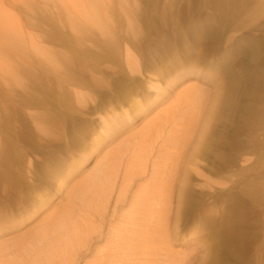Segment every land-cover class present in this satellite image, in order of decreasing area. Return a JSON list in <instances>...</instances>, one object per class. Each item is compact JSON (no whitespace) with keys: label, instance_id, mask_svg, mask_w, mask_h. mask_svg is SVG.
Returning <instances> with one entry per match:
<instances>
[{"label":"bare ground","instance_id":"1","mask_svg":"<svg viewBox=\"0 0 264 264\" xmlns=\"http://www.w3.org/2000/svg\"><path fill=\"white\" fill-rule=\"evenodd\" d=\"M41 1L44 8L52 5L65 10L71 33L39 35L41 40H38L34 34H26L20 22L12 21V11L0 6V83L11 93L10 99L4 91L1 90L0 94V164L9 165L13 160L12 148L15 146L9 142L13 132L7 135V129L18 114L23 117L24 126L30 133L36 129L51 135L54 134L50 130L52 125L60 129L64 124L65 120L60 122L68 116L71 100L87 107L90 102H95V92H99L96 93L99 96L108 95L111 88L105 85L114 84L126 100L130 97L132 105L140 108L139 112L146 120L130 134L131 130L120 129L132 120L126 110L118 112L112 107L106 115H99V133L111 138L114 147L107 150L93 171L67 193L68 204L62 214L43 220L31 233L0 242V264H189V247L181 250L173 244L179 235L178 229L185 228L191 219L189 199L192 195L188 174L191 168L196 169L200 160L206 161L209 153H213V159L218 161L216 164L221 161L220 146L214 140L219 120L226 121L227 114L241 118L242 113L253 114L254 111L252 103H246L244 108L237 103L236 91L239 92L243 82L236 78L232 83L225 82L227 77L224 80L217 78L214 90L208 93L204 87L193 84L172 93L176 90L175 83H188L192 80L190 77L200 74L198 63L205 62L206 58L202 50L212 52L220 46L224 34L219 22L217 25L209 23L210 28L205 24L201 29L198 19H189V38L194 39L200 51H193L190 59L182 61L181 57L172 54L177 51L186 53L187 49H182L184 43L179 44L180 40L176 41L179 35L176 38L170 35L172 30H167L168 36L161 40L158 50L149 48L154 45L149 44L147 32L142 31L145 26L141 27L140 23L152 16L139 17L143 10L137 12L138 1H133L132 5L126 0L115 1L118 10L126 16L125 21L115 15L114 5L106 0H60L66 6H60L57 0H34L33 4L30 0L18 2L28 7L27 12H33L41 8ZM230 1L211 0L210 4L224 11L236 9ZM196 5L189 4V10ZM167 6L178 8L179 3H168ZM263 8L264 3L260 6ZM172 15L167 8L159 18L168 22ZM210 19L205 18L208 22ZM119 21L127 23L130 31H126L123 37L116 34ZM158 29L159 26L155 32L164 37L166 30L163 34ZM57 30L59 27L55 26L53 31ZM209 34L215 36L208 39ZM242 39L240 36L235 38L232 46L225 49L227 53L221 55L225 58L241 46L240 58L235 55L236 58L224 59L223 63L220 61L214 66L229 78L235 74V68H231L236 62L253 69L242 78L250 88L245 90L244 96L249 97L258 91L255 85L258 78L264 77V69L251 66L248 61V57L259 55L258 45L247 47ZM92 40L105 55L82 47L84 42ZM260 40L264 41V38ZM46 41H51L54 46L61 45L62 49L48 48L42 43ZM244 55L248 56L247 60ZM34 56L38 57L34 59ZM142 59L146 62L144 65ZM122 60L124 69L114 70L111 62ZM99 64L105 69L97 67ZM174 64L178 65L175 71L180 73L169 78L162 90L156 78L174 74ZM245 66L242 67L247 69ZM107 70H113L110 78L105 75ZM142 77L148 79L143 86L139 84ZM222 83L223 86L226 84L225 90ZM150 89L157 90V98L148 103L151 107L157 104L160 95L165 94L162 102L151 110L145 109L147 100L135 99L142 91L148 93ZM243 99L240 98V104ZM122 101H119V107L124 105ZM261 115L260 119L264 121V115ZM118 117L125 123H121ZM230 156L235 163L237 153L233 151ZM219 172L221 169L217 168L214 175ZM215 192L211 193L220 196L224 190L219 188ZM253 201L256 205L251 208L236 206L226 214L220 213L218 230L212 238L195 239V247L204 248L202 261L206 264H236L232 258L247 255L245 248L252 246L254 241L249 230L255 233L260 228L257 226L258 217L264 216V208L259 209V205L264 204V188L260 192L256 190ZM214 211L206 218L208 225L215 220Z\"/></svg>","mask_w":264,"mask_h":264},{"label":"rangeland","instance_id":"2","mask_svg":"<svg viewBox=\"0 0 264 264\" xmlns=\"http://www.w3.org/2000/svg\"><path fill=\"white\" fill-rule=\"evenodd\" d=\"M18 1L0 0V6L13 12V14H10L12 21L20 22L26 34H34L38 40H41L39 35L71 33L68 27L69 23L65 18V10L62 7L56 8L51 5L44 8L43 2L41 1L42 6L39 10L27 12L26 9L28 7ZM57 1L60 6L65 5L60 0ZM106 1L114 5L113 8L116 10L115 15L119 18L121 16L123 21H125L126 16H123L122 12L118 10L119 7L115 2L117 0ZM126 1L130 5L133 4V1L140 2V4L138 3L137 12L140 10H143V12L139 14V17L151 14V18L147 19L143 24L142 22L140 23V26H145V28L141 27L142 31L147 32V36H149L148 39L151 42L148 43L151 46L154 45L153 47H149L150 49H159L158 45L161 40H164L168 36L167 30H172L170 32L171 34H169L174 38L178 35L180 36L176 41L180 40L178 42L179 44L184 43V48L182 49H187L186 53H179L177 51L172 55L173 57H181L182 61L190 59L193 51H200V49H197L199 45L194 42V39L189 38V19H192V21L198 19L202 27L201 29H204L205 24L207 26L209 23L211 25H217V21L219 22L220 31L224 34L221 36L220 46L212 52H209L208 49L202 50L205 51L206 58L205 60L203 59L205 62L200 61L198 63V66H200V74H195L193 77H190L192 80L188 83L181 84L179 81L175 83L174 87H176V90L175 92L171 91L173 94L177 93L187 84L202 86L207 93L212 92L216 86L215 80L217 78L222 77L224 80L227 77L225 79L227 83L228 81L232 83L233 78H236L243 82V86L239 87V92L238 90L236 91L239 96V99H236L237 103L243 108L246 103H252L254 105L251 106L254 110L253 114L242 113L241 118H238L230 116L226 112V121L222 122L219 120L217 122V124H220L214 140L220 146L219 151L222 159L219 161V164L215 163V161H218L213 159V153H209L206 155L209 160H200L196 169L191 168V172L188 174L192 195L189 199V205L191 204L189 217L191 219L185 228L182 230L180 228L178 229L179 235L175 238L173 244L176 249L181 250L189 247V264H206V261L201 260L204 248L195 247V239L199 237L212 238L217 233L216 230H218L217 222H220V213L225 212L226 214L230 208L236 206L244 207V209L251 208L252 205H256L255 201H253L256 190L260 192L264 188V121L260 119L262 117L261 114L264 115V77L257 79L258 84L255 86L258 88V91L246 97L244 96L245 90L248 91L249 87H247L248 84L246 85L244 83L245 80L242 78L252 73L253 69L247 68L239 62H236L235 65L232 63L233 67L231 69L235 68V74L229 78L221 70L217 71L214 66L217 62L221 61L223 63L224 59L229 61L236 58L235 55H238L239 58L242 56L243 48L240 46L237 48L239 50H234L235 54L233 51L228 53L225 58H221V55L226 52L225 49L232 46L233 40L240 36L246 42L247 47H250L249 45L251 44H257L259 47V55L256 58L244 55L245 60L248 57L251 66L264 69V41L260 40L264 38V8L260 9L264 0H231V4L236 9L229 11H224L214 6L212 7L210 4L211 0ZM33 2L34 0H30V3L33 4ZM168 3H179V7L174 8L175 5L174 7L167 6ZM189 4H197L196 7L193 6L196 9L192 8L190 9L191 12H189ZM199 4L204 5L199 7ZM167 8L173 12V15L170 21L164 22L159 17L164 15V11ZM34 9H36L35 6ZM254 11H256L255 15H251ZM208 17H211L209 22L205 20ZM162 22L166 25H163ZM55 26H58L59 30L53 31ZM157 26H159L158 30H161L163 34H165L164 30H166L164 37L155 32ZM208 27L210 28L211 26ZM127 28V23L119 21V24L116 26V34L120 37L125 36L126 31L130 32ZM207 36L210 39L215 35L209 34ZM42 43L48 48L56 47L59 50L62 49L61 45L54 46L51 44V41ZM192 43H195V45ZM57 44L58 42H56ZM82 47L90 50L94 49L92 51H97L101 56L105 55L102 50L95 47L93 40L84 42ZM28 51L33 52L30 49ZM34 57L36 59L38 56ZM200 60L202 59L200 58ZM145 63L142 59V65ZM111 64L114 70L124 69L122 68L124 67L123 60L120 62H111ZM242 66H245L247 69ZM97 67H100L102 70L105 69L100 64ZM177 67L178 65H173L172 72L174 74H171L169 77L164 75L161 79L156 78L159 80L162 90L167 86V80L169 78L180 73L179 70L175 71ZM107 71L108 74L105 75L107 78H110L112 76L111 71L113 70ZM165 81L166 84H164ZM147 82L148 79L146 77H142L139 80L141 86ZM105 86L111 88L107 92L108 95L101 96L102 94H100L99 96L96 94L99 92H95V95H93L96 99L95 102H90L87 107L71 100L68 103L70 107L68 116H64L60 122L61 124L65 120L64 124H62L63 126L60 125V129L56 125L51 126L50 130L54 131V134L47 135L49 133H40L36 129H33L32 133H30L27 126H24L23 117L19 114L16 116V120L10 122L7 135L13 132L9 142L15 148H12L14 156L9 165L0 164V242L8 238L15 236L21 237L31 233L43 220L62 214L68 204V194L73 186L83 181L86 175L96 167L97 162L106 154L105 152L114 147V144L110 143L111 138H105L103 134L99 133V115H106L112 107L118 112L126 110V115L130 116L132 120L128 125L120 129L126 128V132L131 130L129 132L130 134L136 131L146 120L140 114V108L132 105L130 97H127L126 100L123 97L124 94H119L117 91L118 87L114 84L109 85L110 87L108 85ZM225 86H223L224 90ZM141 89L144 90V87H141ZM1 90L4 91L6 97L11 98V93L7 91L5 85L0 83V94ZM156 93L157 90L155 89H150L148 93L142 91L141 95L135 99L140 101L147 100V103L144 104L145 109H153L165 97V94L160 95L157 104L154 103L151 107L148 103L154 102V99L157 98ZM240 98H244L241 100L242 104L239 103ZM121 100H123L121 104L124 105L119 107V101ZM252 115L253 117L249 118ZM118 119L121 123H125L123 121L124 119L120 117ZM254 122L256 123L254 124ZM245 123L247 126H245ZM252 135L253 138H251ZM249 139L254 140L255 143L252 144ZM233 151L237 153L235 163H233L234 160L230 156ZM217 168H220L221 172L218 175H214V171ZM178 176L182 175L178 174ZM225 182L228 184H225ZM176 187L177 190L174 192V200L177 202L178 182L176 183ZM256 187L260 189H256ZM219 188L224 190V193H219L221 194L220 196L215 194V189L217 190ZM213 191L215 193H211ZM260 201H262V198ZM259 203L257 202V204ZM259 206H261L259 209L264 208V204ZM212 210H215V220L212 224L208 225L209 222H206V218L213 214ZM262 224H264V216L261 214L258 217L257 223V226L260 228L255 233L252 229L249 230L254 241L252 246L245 248L247 255L240 254V256H237L238 258H232L231 261L235 260L237 262L236 264H264V225L262 226Z\"/></svg>","mask_w":264,"mask_h":264}]
</instances>
